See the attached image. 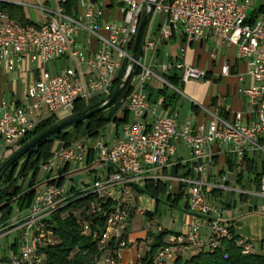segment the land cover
<instances>
[{"label": "built area", "instance_id": "1", "mask_svg": "<svg viewBox=\"0 0 264 264\" xmlns=\"http://www.w3.org/2000/svg\"><path fill=\"white\" fill-rule=\"evenodd\" d=\"M0 1L30 5L20 0ZM119 1L122 20L104 26L99 24L100 12L95 0H77L74 15L65 7L67 0H54L55 8L42 3L35 5L46 15L44 22L35 24H23L0 10V63H5L9 70H16L18 64L22 67L27 59L39 63L36 78L27 88L28 106L0 101V139L9 156L19 150L39 121L51 116L57 120L71 117L80 99L90 103L93 98L102 97L105 103L123 67L124 77L130 72L134 42L149 0ZM251 3L252 0H158L154 13L164 15L165 21L159 35L144 42L145 47L156 51L163 40L177 33L185 43L184 53L190 43L203 40L206 30L210 29L221 43L235 46L238 58L247 66V73L253 80L243 89L248 109L228 108L229 114L225 117L213 107L194 101L206 118L196 123L185 120L180 124L178 117L163 107V98L159 104L150 102L146 85L156 77L163 85L180 92L169 81L176 70L181 72V83H186L204 78L205 69L181 57L163 63L160 74L155 65L145 64L139 58L136 68L141 69L140 80L136 86L131 80L133 88L126 100L131 121L112 139L102 134L84 137L41 161L40 167L48 176L46 179H53L54 183L39 189L30 206L13 216L10 226L13 225L12 231L19 234L17 251L10 248L6 260L0 256V264H42L44 255L39 252L40 246L55 242L47 219L58 209L86 197L89 213H105L107 219L105 226L95 230L86 224L84 233L92 234L104 249L113 243L114 253L102 261L120 264L123 250L128 247L123 230L131 212L139 210L135 191L148 181L160 179H168L176 186L184 184L190 211L201 217L190 221L186 232L167 236L166 244L156 254V264L173 262L190 246L214 249L219 238L230 237L228 224L222 220L206 188H222L229 192L234 188L227 184L225 174L220 175V181L215 184H210L207 176L221 145H230L238 179L244 172L247 155L252 159L264 157V16L252 19ZM82 32L103 44V48L91 57L77 46ZM63 57L73 59L78 65L49 67ZM231 70V65L224 62L219 73L228 76ZM33 114L40 118H33ZM179 139L190 148L189 159L176 160ZM4 150L0 151V157ZM82 163L88 165L89 173L95 174L91 182L79 189L68 187L64 180L59 183L64 167ZM188 163L192 164L193 175L171 176L164 172ZM259 192L264 194V172ZM108 202H111L109 210L106 209ZM201 225L211 229L207 243L199 235ZM3 229L0 226V235ZM238 244L243 253L252 251L251 243L240 239ZM140 257L138 255V260Z\"/></svg>", "mask_w": 264, "mask_h": 264}, {"label": "crops", "instance_id": "2", "mask_svg": "<svg viewBox=\"0 0 264 264\" xmlns=\"http://www.w3.org/2000/svg\"><path fill=\"white\" fill-rule=\"evenodd\" d=\"M51 2L52 0H36V2L33 3L29 1L28 4L30 5L28 6L35 7V5L41 3L51 6ZM95 3L100 12L99 24L101 26H104L109 22H120L122 20L123 14L119 0H95ZM154 14H158L159 18L157 19L156 25L150 26V21ZM250 14L254 16V18H260L264 16V0H252ZM153 15L151 16L147 25L144 42L146 40L156 38L159 35L162 23L165 21L164 15L159 13H153ZM184 45V41L180 35L176 33L171 38L163 40L156 51L148 49L149 53L148 56H146V47L144 43L142 44L140 61L143 62L141 58L145 56V64L155 65L154 68L156 72L160 74L163 73V63H167L181 57H184L188 63L197 67H201L206 71V76L204 78L192 79L186 83H182V86L185 87L184 91L180 90L179 92L168 87L167 93L175 95V100L168 108L163 106L167 112L176 115L178 117L179 123L181 124L185 120H190L192 123H196L197 121L206 118L204 115L200 114L198 106L194 103V101L213 107L218 113L221 110L229 114L228 108H232L237 111H246L249 105L248 101L243 96V89L249 84H252L253 80L247 73V66L245 62L238 58L236 47L221 43V41L212 33L210 29L206 30L203 40L193 41L183 53L182 48ZM77 46L85 53L87 57H91L95 51L103 48V44L100 41L96 39H89L87 34L84 32L79 35L77 39ZM212 53L215 55L214 57H212ZM62 59L67 60V62L74 61L73 59L67 57H63ZM224 62H227L231 65V74L228 76H223L219 73L220 65ZM74 64V66L78 65L76 61H74ZM38 67V62H32L31 60L27 59L22 67L18 64L16 70H9L6 64L1 62L0 101H6L9 104L15 102L16 104L28 106L29 101L26 96L27 88L35 80ZM86 68L88 71L91 70L90 67ZM174 74H178L180 76L181 72L180 70H176ZM212 83H222L219 85V94H215L212 91ZM166 87L167 86L163 85L156 77H152L148 81L146 90L148 97H150L149 100L152 104H159V101L162 98L164 100V96L162 94H159L156 96V98H154V96L157 92L164 90ZM210 89L211 93H209ZM126 100L127 98L122 101V106L120 112L118 113L119 116L122 115V110L127 109ZM32 117L36 119L40 118L37 114H33ZM131 119V114L128 111V121L126 123H122L123 127L125 124L130 122ZM106 126L103 131L106 129ZM118 127L119 125L114 123L109 134L105 133L106 136L102 134V132L101 134L104 135L106 139H112L116 137L122 130H119ZM0 142L3 141L0 139ZM1 150L2 147L0 146V151ZM229 150L230 145H221L217 148L214 161L210 167V173L207 176V180L210 184H215L220 181V175L225 174L228 177L227 184L231 188H234V190L229 192L228 190L222 188L208 187L206 189L212 197V203L217 206L222 220L228 224V221L237 219L238 224L236 225V229L241 239L251 243L253 251L258 245L259 253L264 254V194L259 192V190L256 188V185L252 180V176L250 173L246 172L245 166L244 172L239 177V179L237 178V175L234 172V155ZM8 156L9 152L4 150L0 160H4ZM190 156V148L181 139H179L177 154L175 156L176 160L189 159ZM249 158L251 157L249 156ZM251 161L258 168V170L264 169L263 156L255 157V159L251 158ZM231 164L234 165V169L229 168ZM179 165L184 167H180V169L175 172L173 170L175 167L174 166L165 170L164 172L171 176L193 175L191 163ZM62 174L63 175L60 177V180L68 181V178L73 181L70 188L72 187L79 189L81 188L80 185L84 186L88 183L84 181L78 170H71L70 166L64 167L62 169ZM160 180L165 181L166 184L171 182L168 179ZM172 188L173 189L169 195L175 198L182 190H184V196L186 197L185 203H188L186 208L188 217L185 227L181 231H172L175 234H180L188 230V223L190 221L195 218H200L201 216L195 215L190 211L187 189L184 184L179 186L173 184ZM243 188H246L247 190L240 191ZM219 191H221V194L217 196V193L215 192ZM224 192H227V196L225 197L223 196ZM135 194H137L136 191ZM235 194H239V200H237ZM18 211H20V209H17L15 212L17 213ZM143 211L144 214H146V211H149L151 214L147 215L150 216V218L154 217L155 212L153 210L144 209ZM15 214H13V216ZM131 219L126 225L124 231L129 244L128 247L123 250L124 262L122 264H135L137 262L136 257L149 249V247L155 242L157 233L163 230H159L160 225H158L157 231L155 232L152 231V229H147L146 236H142V234L138 232L131 233L129 230ZM202 227H204L205 231L203 233L199 231V235L201 239L207 243L209 242L211 232L207 226L202 225ZM204 235L207 236L208 239H205L203 237ZM142 244H144L143 251H140ZM199 248L200 246H190L182 254H191L197 251Z\"/></svg>", "mask_w": 264, "mask_h": 264}, {"label": "trees", "instance_id": "3", "mask_svg": "<svg viewBox=\"0 0 264 264\" xmlns=\"http://www.w3.org/2000/svg\"><path fill=\"white\" fill-rule=\"evenodd\" d=\"M76 3L77 0H67L65 7L70 14L74 15L76 13ZM0 10L5 11L10 18L23 24L36 23L28 17L25 8L22 5L0 1ZM252 19H254V16H252ZM144 39L145 34L142 44L144 43ZM139 71L140 68L137 67L133 75ZM124 74L125 66L114 80L111 96L119 86ZM132 77L122 89L119 97L112 106L43 140L9 167L0 179V210L3 211L4 215H12L15 205L20 210L28 208L37 191L43 186L54 182L53 179H43L35 182L39 173L41 161L48 159L53 154L52 146L54 140H60L63 143L62 146H66L78 139L94 137L101 134L102 130L110 122L120 125L128 121L127 109L122 110L121 116H119L118 113L120 112L122 101L125 100L132 91ZM169 81L174 85L182 84L178 74L170 76ZM167 89L168 87L164 88V90L157 92L154 96V98L159 94L164 96L163 106L165 108H168L175 100V95L168 94ZM103 102L104 98L102 97H95L90 103H86L85 100L80 99L76 102L74 113L71 117L84 114L91 109L99 107ZM219 113L225 117L228 116L227 113L221 110ZM71 117L57 120L54 116H51L42 119L38 122L33 132L24 139L20 148L33 141L43 132ZM6 159L0 160V165ZM244 166L246 172L253 175L252 180L254 181L256 188L259 190L261 175L263 174L264 169L258 170L248 155L246 156ZM180 167L184 166H175L173 170L176 172ZM229 168L234 169V165L231 164ZM30 174H32V176L28 181L29 184L26 185ZM62 182L63 180L59 181V183ZM166 187L167 184L165 181H148L142 188L136 189V193L138 194L147 191L153 195H158L159 192L166 189ZM215 193L219 196L221 191ZM184 194V190H182L177 197L173 198V200L177 201L180 197H183ZM168 197L172 198L171 195ZM86 199H88V197L71 202L65 207L52 213L49 219H47L48 228L52 230L55 242L53 244L48 243L40 246L39 252L44 255V261L42 264H98L104 257L110 253H114L116 247L113 243L111 246L104 249L99 244L98 239L94 238L92 234L84 233L86 224H89L90 228L95 230L98 226H105L107 219L105 213L102 215L90 214ZM110 206L111 202H108L106 204V209L109 210ZM187 206L188 203H185V208H187ZM146 214L151 213L146 211ZM237 224V219L228 221L230 237L219 238V243L216 248L211 249L208 246L200 247L197 251L191 254L179 255L169 264H264V254L255 253L253 250L250 253H243L242 247L238 244L241 237L236 229ZM124 231L125 229L123 230V239L127 241ZM171 233L173 232L167 229L157 233L155 242L149 247V249L141 254L140 259L135 264H156V254L158 250L166 244V238ZM2 257L7 259L8 255H2Z\"/></svg>", "mask_w": 264, "mask_h": 264}, {"label": "rangeland", "instance_id": "4", "mask_svg": "<svg viewBox=\"0 0 264 264\" xmlns=\"http://www.w3.org/2000/svg\"><path fill=\"white\" fill-rule=\"evenodd\" d=\"M25 2H36V0H23ZM51 7L55 8L56 4L54 2V0H52L51 2ZM25 11L28 15V17L35 21V22H44L46 20V15L45 13L39 9V8H35L34 6H25ZM159 18L158 14H154L151 21H150V26H154L157 23V19ZM148 47H146L145 51H146V56H148ZM141 60L143 61V63H145L146 61V57H142ZM74 66V61H69L67 62V60L65 59H61L58 60L56 63H51L49 65L50 68L54 67H58V66H67L70 65ZM140 71L138 73H136L135 75H133L132 80H133V85L136 86L139 83V78H140ZM222 83H212V91L215 94H219V85H221ZM176 87L181 90L184 91L185 87L182 86V84L176 85ZM209 93H211V89L209 91ZM114 122H110L107 126L106 129L103 131L102 130V134L105 135L109 134L112 127H113ZM123 127V124L119 125V130H121ZM106 136V135H105ZM0 146L2 147V150H4V144L3 142H0ZM63 143L60 140H54L53 142V151L56 152L58 151L61 147H62ZM13 149H17V147H13ZM53 152V153H54ZM87 164L86 163H82V164H71L70 168L71 170H78L79 173L82 175L84 181L86 182H91L93 179L94 174L89 173L86 168H87ZM32 174L29 175L28 180L26 185L29 184V179L31 178ZM251 176H253L251 174ZM48 178L47 173L40 167L39 168V173L37 175V178L35 180L36 181H41L43 179ZM60 179V178H59ZM68 181L67 182V186L70 187L73 183V181H71L70 179L67 178ZM54 181V180H53ZM54 183V182H52ZM51 183V184H52ZM80 187H82V185H80ZM172 187H173V183L172 182H168L167 183V187L166 189L162 190L161 192H159L158 195H153L147 191L144 192H140L138 194L135 195V203L138 205L139 210L141 211H132L129 217V220L131 219V223L129 225V230L131 233H141L142 236H146L147 235V229H152V231H157L158 225H160L161 230H170V231H181L184 227H185V223L187 222V212H186V208H185V202H186V197H180L177 201L173 200L174 197L169 198V193H171L172 191ZM224 197L227 196V192L223 193ZM237 200H239V194H235ZM223 197V198H224ZM35 198V195H34ZM33 198V199H34ZM18 208L16 207V205L13 208V213L12 215L8 216V215H4L3 211L0 210V226H2L3 229V233L2 235H0V256L2 255H6L9 251L10 248L14 249L15 251H17V245H18V232L16 231H12V229L14 228L13 225L10 226V224L12 223V219H13V214H15L16 210ZM144 209H150L153 210L154 213V217L150 218V216H148L147 214H144ZM128 220V222H129ZM127 222V224H128ZM200 232L203 233L205 231L204 227H202V225L200 226ZM207 228L210 230L211 229L207 226ZM11 230V231H10ZM2 232V231H1ZM16 236V237H15ZM205 239H208L207 236H203ZM143 247L144 244L141 245V249L140 251H143ZM258 245L255 247L254 252L259 253L258 250ZM138 260V257H136ZM6 258L2 257V260H5ZM124 262L123 260V256L122 259L120 261V264H122ZM98 264H105L102 260L98 263Z\"/></svg>", "mask_w": 264, "mask_h": 264}, {"label": "water", "instance_id": "5", "mask_svg": "<svg viewBox=\"0 0 264 264\" xmlns=\"http://www.w3.org/2000/svg\"><path fill=\"white\" fill-rule=\"evenodd\" d=\"M157 1L158 0H149V2H148V9L146 10V12L144 13V15H143V17L141 19V22H140V25H139V30H138V33L136 35V39H135V42H134L132 60L130 61L131 70L125 77H123V79L121 80L119 86L116 88L115 92L108 99V101L103 103L101 106L96 107L94 109H91L90 111H88V112H86L84 114L75 115V116L67 119L64 122L53 126L52 128H50L47 131H45L42 134H40L33 141H31L30 143L26 144L25 146H23L22 148H20L16 152H14L12 155H10L0 165V179L3 177L5 172L9 169V167L15 161L20 159L23 155H25L32 148L36 147L43 140L49 138L50 136L54 135L55 133L65 129V128L69 127V126H72L74 124H77L79 122L84 121L88 117L93 116L96 113H98V112H100V111H102L104 109H107L108 107L112 106L115 103V101L117 100V98L120 95V92L126 86V84L130 80V78L132 77V75H133V73H134V71L136 69L137 61L139 60L140 55H141V51H142V42H143V37H144V34H145V30H146V27L148 25V22H149L151 16L154 13L155 3Z\"/></svg>", "mask_w": 264, "mask_h": 264}]
</instances>
